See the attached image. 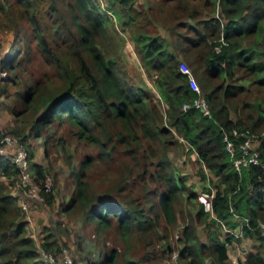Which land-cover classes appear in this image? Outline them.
<instances>
[{
  "label": "trees",
  "instance_id": "16d2710c",
  "mask_svg": "<svg viewBox=\"0 0 264 264\" xmlns=\"http://www.w3.org/2000/svg\"><path fill=\"white\" fill-rule=\"evenodd\" d=\"M114 1L123 9L115 14L127 16L124 24L136 22L134 0ZM191 1L183 6L188 12L176 37L199 91L191 86L190 74L180 69L179 58L163 36L132 33L156 97L142 84L128 81L116 69V57L102 51L100 40L112 21L97 1L0 0V33L12 35L0 57V70L7 73L0 84V103L10 105L19 119L16 128L0 132V139L10 133L25 146L41 189L47 171L32 162L29 141L43 138L45 150L51 147L52 134L45 136L44 130L55 125L56 134L63 126L76 141L96 147L97 154L84 155L78 166L64 157L73 191L61 204L62 213L93 224L97 238L115 228L124 246L122 254L137 238L140 257L125 256L124 264H164L173 252L170 228L178 220L176 207L192 196L168 156L169 149L181 145L176 132L216 179H208L216 187L211 212L200 202L195 218L190 214L187 222L183 217L177 259L206 264L205 256L212 255V264H226L227 245L209 230L218 222L240 227L243 236L257 242L241 264H264V0ZM44 64L48 70L39 68ZM200 93L210 116L198 108H182ZM10 97L15 101L7 104ZM233 128L257 135L259 163L240 172L223 141L224 133ZM57 140L64 151L68 140L62 136ZM239 140L235 138V155ZM97 161L121 164L111 177L114 183L100 192L87 180ZM199 172L205 180V173ZM16 175L12 160L0 155V264H44L26 234L23 211L8 192ZM43 196L52 206L56 194ZM195 219L205 224L207 242L200 241ZM232 237L228 233L227 241ZM43 240V248L59 251L55 239ZM119 254L114 247L89 264H117Z\"/></svg>",
  "mask_w": 264,
  "mask_h": 264
},
{
  "label": "rangeland",
  "instance_id": "374dc122",
  "mask_svg": "<svg viewBox=\"0 0 264 264\" xmlns=\"http://www.w3.org/2000/svg\"><path fill=\"white\" fill-rule=\"evenodd\" d=\"M95 1L98 2L103 11L107 12L112 21L109 29L106 31V35L100 40V47L105 54L116 57V69L128 81L142 84L158 97L152 80L135 50L132 33L140 30L151 32L152 34L158 33L163 36L170 43V49L179 58L180 69L182 70L183 68H181V66L188 69L191 79L196 83L199 89L197 82L194 77H192L191 69L179 54L180 45L177 43L176 37L177 30H182L177 29L179 22L180 20L186 19L185 15L188 12L183 6L192 4L191 0H134L133 6L138 11L136 22L132 21L127 24H124L127 20V16H125L124 13H121V18L115 14L116 10L123 12L122 6L118 2L114 0ZM215 16H218V14L215 13ZM187 22L193 23L192 20H187ZM11 40V34L0 33V57L3 56L4 49L11 43ZM36 61H39V59H35V63ZM39 68L48 70L45 64L41 65ZM31 72H33L34 76L37 75L33 70H31ZM6 77L7 73L0 70V84ZM8 99L9 101H5L7 104H11V102L15 101L12 97ZM18 120L19 119L12 114L10 105L5 106L0 103L1 133L16 128L17 124H19ZM53 126L44 130L45 136L47 134H52L50 137L54 141V145L51 147L48 146L49 148L47 147L45 150L43 138L29 141L34 154L32 162L41 164L47 171L46 191L42 190L37 185L38 194L43 195L44 193L51 192L56 194L53 205H47L45 199L43 202H39L31 198L30 194L32 193L28 192L21 184L19 174L14 177L15 179L12 185L10 184L8 188L9 194H14L23 211V219L27 223L26 234L33 239L35 250L39 247L43 248L42 244L43 241H45L43 239L49 238V240L55 239L56 244L60 246V248L65 247L70 251L75 262L74 264H89L90 260L94 261L98 259L104 255L105 250H110L114 247H117L120 253L117 264H124L125 256L131 260H138L142 249L140 241L137 238H135L133 244L130 245L128 253L122 254L124 246L117 237L115 228L106 231L101 238H97L93 232V224H85L80 217L77 218L73 213H62L61 204L68 200L73 191L71 178L69 177V168L64 157H68L78 166L80 159L84 155H96L98 149L96 147L87 146L81 141H76L74 136L70 134L71 131L63 126L59 128L56 134V128ZM7 135L15 137L10 133ZM175 135L181 142V145L179 144L168 150L171 167L177 176L185 180L189 188L187 193L189 196H192L189 202L182 200L176 207L178 220L177 223L170 228V241L173 246V252L170 258L165 260L164 264H186L184 261L177 259V250L180 247L178 238L182 236V229L185 224L183 217H185V221L187 222L191 217H194V212L200 207L198 196L202 193H208L210 194L209 197H211L216 188L213 184L208 182V179L211 178L213 182L216 180L214 175L197 159L195 153L188 152L189 145L177 135L176 132ZM57 136H62L64 140H68L69 142V145L65 147L66 149L64 151L62 150L60 141L57 140ZM120 165L118 161H109L108 163L97 161L94 167L89 171L87 180L95 191H103L114 183L111 177L118 171ZM199 170L205 173V180L200 178ZM208 188L209 190H207ZM190 214H192L191 217ZM210 215L211 217L214 216L213 213H210ZM236 218L241 219L239 216ZM195 220L200 241L207 242L208 234L205 224L200 219ZM209 230L210 232L217 233L219 238L225 241L227 245L226 253L228 256L226 264H241L249 251L256 250L254 244H257V242L255 243L250 237L243 236L240 227L228 228L226 225L217 222L213 226H210ZM228 233L234 235L230 242L227 241ZM49 236H51V238ZM212 260V255L205 256L206 264H212Z\"/></svg>",
  "mask_w": 264,
  "mask_h": 264
},
{
  "label": "built area",
  "instance_id": "2783aa9c",
  "mask_svg": "<svg viewBox=\"0 0 264 264\" xmlns=\"http://www.w3.org/2000/svg\"><path fill=\"white\" fill-rule=\"evenodd\" d=\"M183 67V68H182ZM183 72H188V69L181 66ZM191 86L199 91L196 83L191 79ZM190 107L198 108L204 114L210 116V109L205 97L200 93V96L194 98L192 103H184L182 108L186 110ZM235 138H240L237 143L238 154L235 155ZM256 138L257 135L249 132L248 130L239 131L233 128L231 132H225L223 136V141L225 142L226 151L232 156L233 165L240 172L242 167H246L250 164L259 163V151L256 148ZM0 155L9 157L14 165L16 166L20 178L21 184L31 192L30 197L39 201H44V196L38 194V186L35 181L33 171L30 169V160L28 158L27 150L18 138L13 136L5 135L0 139ZM46 180L42 189L46 191ZM14 195V194H13ZM43 197H42V196ZM210 194L202 193L198 196L200 202H202L204 209L206 211H211ZM231 232V231H230ZM39 254V260L44 264H74V260L70 251L63 247L59 251L51 252L45 250L42 247L36 249Z\"/></svg>",
  "mask_w": 264,
  "mask_h": 264
},
{
  "label": "crops",
  "instance_id": "0c3cea01",
  "mask_svg": "<svg viewBox=\"0 0 264 264\" xmlns=\"http://www.w3.org/2000/svg\"><path fill=\"white\" fill-rule=\"evenodd\" d=\"M13 195V194H12ZM14 196V195H13ZM42 217V216H41Z\"/></svg>",
  "mask_w": 264,
  "mask_h": 264
}]
</instances>
